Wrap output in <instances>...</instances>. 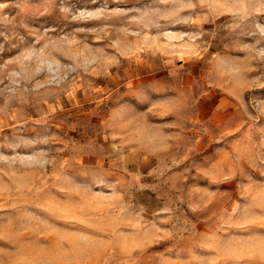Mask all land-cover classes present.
Instances as JSON below:
<instances>
[{
	"label": "rangeland",
	"instance_id": "rangeland-1",
	"mask_svg": "<svg viewBox=\"0 0 264 264\" xmlns=\"http://www.w3.org/2000/svg\"><path fill=\"white\" fill-rule=\"evenodd\" d=\"M0 264H264V0H0Z\"/></svg>",
	"mask_w": 264,
	"mask_h": 264
}]
</instances>
